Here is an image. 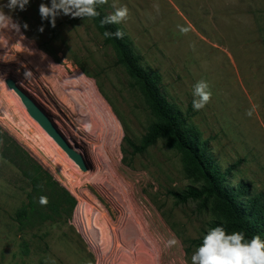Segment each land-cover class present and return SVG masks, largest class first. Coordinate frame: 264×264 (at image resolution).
<instances>
[{
    "label": "rangeland",
    "instance_id": "rangeland-1",
    "mask_svg": "<svg viewBox=\"0 0 264 264\" xmlns=\"http://www.w3.org/2000/svg\"><path fill=\"white\" fill-rule=\"evenodd\" d=\"M41 3L50 6L29 0L25 11L5 8L21 28L0 32V264H47L49 257L56 264H191L192 241L211 229L212 216L199 200L174 193L198 185L163 140L142 155L129 154L123 137L138 141L152 120L141 97L88 20L61 14L53 28L39 14ZM112 3L102 5L108 16ZM117 3L128 7L120 25L143 64L161 75L162 92L190 115L218 164L233 166L228 183L242 181L264 196V0ZM188 24L192 30L180 34L177 25ZM7 77L50 112L85 154L86 171L28 115ZM201 79L212 97L196 111L193 85ZM17 147L75 200L70 212L68 200L43 190L60 215L24 235L28 255L20 252L13 219L30 190Z\"/></svg>",
    "mask_w": 264,
    "mask_h": 264
},
{
    "label": "trees",
    "instance_id": "trees-1",
    "mask_svg": "<svg viewBox=\"0 0 264 264\" xmlns=\"http://www.w3.org/2000/svg\"><path fill=\"white\" fill-rule=\"evenodd\" d=\"M97 11L100 13L97 17L79 19L88 20L102 36L103 45L112 49L114 64L123 68L129 78V86L138 92L152 119L138 141L127 135L123 137L129 154L142 155L159 140H163L167 148L179 155L184 176L198 185L191 186L185 193H174L180 200H199L212 216L210 228L223 226L229 234L241 231L246 239L259 235L264 240V196L250 193L249 187L242 181L228 183L233 166L223 169L218 164L208 149L207 140L203 139L201 131L190 120V115L183 113L162 92L161 75L143 64L142 56L135 50L120 24L101 25V20L108 16L102 5H97ZM117 29L124 32L123 39L104 36L106 30L115 32ZM78 64L86 75L93 74ZM16 154L19 170L29 181L30 190L26 193L27 201L15 210L13 219L17 233L22 237L20 252L28 255L30 245L24 235L39 230L55 215H60L59 210L49 202L47 205L39 203V198L46 196L43 190L51 188L53 193L68 200L70 212L75 200L41 165L35 164L25 151L17 147ZM29 166L34 169L29 171ZM46 207H51V212ZM202 238L192 243L199 246Z\"/></svg>",
    "mask_w": 264,
    "mask_h": 264
},
{
    "label": "clouds",
    "instance_id": "clouds-1",
    "mask_svg": "<svg viewBox=\"0 0 264 264\" xmlns=\"http://www.w3.org/2000/svg\"><path fill=\"white\" fill-rule=\"evenodd\" d=\"M108 0H50V6L41 3L39 5V14L42 20H49L51 26H56V18L61 14L71 16L72 18H94L100 15L97 11V5H105ZM29 0H7L6 3L0 4V32L5 29H11L20 32L21 25L14 20L9 12L19 9L25 11ZM111 7L114 12L101 20V25L120 24L129 17V9L126 5H119L117 0H113ZM25 29L28 25H23ZM180 34L187 35L192 30V25H177ZM43 32V27L39 29ZM106 38L123 39L124 32L117 29L115 32L105 31ZM25 79L32 76L30 71L25 72ZM192 107L199 111L203 109L211 100L212 91L209 83L201 79L193 85ZM251 116V111L247 113ZM41 205H47L46 196L39 198ZM176 241L169 240L168 246H172ZM47 264H56L51 257L48 258ZM191 264H264V240L259 235H254L250 239L241 231H234L229 234L223 226H216L207 231L202 238V243L197 246L191 256Z\"/></svg>",
    "mask_w": 264,
    "mask_h": 264
},
{
    "label": "water",
    "instance_id": "water-1",
    "mask_svg": "<svg viewBox=\"0 0 264 264\" xmlns=\"http://www.w3.org/2000/svg\"><path fill=\"white\" fill-rule=\"evenodd\" d=\"M5 84L19 97L28 115L49 135L53 141L71 158L81 170L86 171L89 163L85 154L77 150V145H71L52 118L50 112L39 103L28 91L23 89L14 77L5 78Z\"/></svg>",
    "mask_w": 264,
    "mask_h": 264
},
{
    "label": "bare ground",
    "instance_id": "bare-ground-1",
    "mask_svg": "<svg viewBox=\"0 0 264 264\" xmlns=\"http://www.w3.org/2000/svg\"><path fill=\"white\" fill-rule=\"evenodd\" d=\"M93 103V102H92ZM99 111V110H98ZM98 111H96V112H98ZM103 111V110H102ZM102 116V115H101ZM100 118V117H99ZM104 119V118H103ZM102 123V122H101ZM105 125V124H104ZM109 127V126H108ZM116 127V126H115ZM103 128H104V126H103ZM110 130V129H109ZM117 136V135H116ZM112 139V138H111ZM112 147V146H111ZM82 175V174H81ZM103 238V237H102Z\"/></svg>",
    "mask_w": 264,
    "mask_h": 264
}]
</instances>
